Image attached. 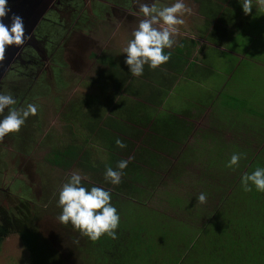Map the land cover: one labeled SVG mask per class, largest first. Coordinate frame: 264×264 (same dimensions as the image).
I'll list each match as a JSON object with an SVG mask.
<instances>
[{
    "label": "rangeland",
    "instance_id": "1",
    "mask_svg": "<svg viewBox=\"0 0 264 264\" xmlns=\"http://www.w3.org/2000/svg\"><path fill=\"white\" fill-rule=\"evenodd\" d=\"M104 1H82L87 14L81 20L85 19L86 26L74 31V44L67 46L65 50L69 58L62 56L63 61L68 64L66 68L63 65L56 66V72L52 73L50 65L48 70L39 73V69L30 66L31 71L17 69L7 76L4 94L19 93L21 97H25L22 106L34 103L38 107V113L28 118L33 125L29 122L26 126V138L29 139L27 152H23V147L19 149L20 152L16 151L18 142L14 136L7 138L9 143L14 142L11 150L3 151L2 148L0 151L5 166H9L0 167V183L4 182L2 186L8 191H0V218L4 216L10 221L7 224L8 229L5 228L6 233L3 234L4 227L0 220V264H35L30 246L37 242L47 246L54 258V264H96L90 260L83 261L78 256L85 253L78 239H75L78 231L71 224L64 225L58 221L57 217L61 212L57 206L58 192L74 171H78L84 177L83 180L101 178L98 185L111 193L114 190L107 185L103 173H96V176L88 168L81 169L73 162L67 169L51 164V153L63 152L72 145H82V152H88L93 165L107 161V153L97 146L99 142L95 138L89 139L91 135L85 126L94 123V120L85 117L88 109L81 107L83 101L87 103L85 100L88 104L97 103L94 107L95 114L105 117L102 110L108 106V96L114 94L111 88H101L104 79L100 74L106 68L99 60L102 58L107 67V60L115 58L121 71L130 72L125 64L126 53H122V49L142 17L131 15L129 9L138 12L141 3L170 5L174 2ZM82 2L78 10L83 6ZM183 2L191 7L192 12L191 15H184L185 24L180 26L179 34L173 37L174 45L168 50L176 53V48L182 47L184 42L189 48L185 51L188 62H195L199 67L209 65V68L198 69L200 72L197 75L200 77L191 78V82L187 80H190L193 73L187 77L186 65L180 74L172 73L163 65L151 70H147L150 68L148 65L144 66V72L163 83L168 82L162 79L157 69L162 70L166 77L170 74L177 76L172 90L157 111L164 115L179 112L190 123L191 131L181 156H169L172 165L168 172L156 175L149 184L141 186L151 191L152 197L136 208L137 212L146 207L156 208L160 214L179 222L182 219L183 222L189 221V217L169 208L170 205L163 200L165 191L183 194L187 201L194 202L195 195H206L204 190L224 187L233 177H237V172L227 167L225 162L219 164L215 155L220 148L217 144L223 142L226 147L232 144L243 147L248 142L247 147L251 152L264 149V130L260 126L245 128L249 125L230 123L234 116L250 115L257 109L264 111V11L259 10L256 0H253L250 15L243 13L239 0ZM99 3L103 5L100 6ZM208 21L210 25L207 28ZM223 24L228 29L224 30ZM213 25L218 28L215 34L212 32ZM58 68L65 69L63 71ZM57 72H60L61 78L56 83ZM154 79H150L149 83L152 89L157 86ZM223 86L225 89L217 88ZM138 88L139 84L136 85V90ZM222 90L225 91L221 93ZM219 107L226 112L222 114ZM78 111L83 112L82 115H77ZM257 117L264 119V112ZM143 129L147 131V127ZM132 156L123 158L130 162ZM180 158L181 164L180 161L175 162ZM208 192L210 191L207 190ZM122 200L123 198L119 201ZM129 201L130 204L126 207L128 209L140 203L132 199ZM212 201L215 205L217 198ZM207 207L211 208L212 204L208 203ZM136 216V212L130 214V218Z\"/></svg>",
    "mask_w": 264,
    "mask_h": 264
},
{
    "label": "trees",
    "instance_id": "2",
    "mask_svg": "<svg viewBox=\"0 0 264 264\" xmlns=\"http://www.w3.org/2000/svg\"><path fill=\"white\" fill-rule=\"evenodd\" d=\"M217 31L218 28L213 34ZM181 46L176 48V53L164 50L165 54L171 52V57L163 66L174 74H180L186 65L187 77L193 73L190 80H186L193 82L191 78L200 77L197 75L200 72L198 69L206 70L209 65L199 67L195 62L189 63L185 56L189 48L184 42ZM99 62L106 68L102 72L104 81L101 88H111V92H114L108 96V106L102 110L105 117L95 114L94 107L98 105L96 101V104H88L85 100L87 103L83 101L81 107L88 109L85 117L94 120V123L85 126L91 135L89 139L95 138L99 142L97 146L107 153V161L95 166L91 163L88 152H82V145H72L63 152H53L51 164L67 169L73 162L81 169L88 168L97 176L96 173L104 174L109 166L118 170L117 162L125 160L123 156H133L123 170L120 184L112 185L106 181L114 190L111 193V203L120 215L117 238L104 235L93 242L78 232L75 239L82 245L81 249L85 250L84 254L78 256L83 261L90 260L96 264H264V192L257 191L255 187L246 192L241 185V178L245 173H251L257 167L264 168V149L251 152L247 147L248 142L243 147L237 144L226 147L223 142L217 144L220 148L215 155L219 164L225 162L227 165L233 153L243 155L239 165L231 167L237 172V177H233L224 187L204 190L207 198H211L207 203L201 204L198 194L194 196V202H189L183 194L165 191L163 200L170 205L169 208L189 217V221L170 219L169 216L160 214L156 208L146 207L137 212L136 208L152 197V192L141 186L149 184L156 175L168 172L172 165L169 156H181L191 126L179 112L164 115L157 111L172 90L173 83L177 81L176 75L166 77L162 70L157 69L162 79L168 82L163 83L144 71L139 77L121 71L115 58L107 60V67L102 58ZM150 79L157 82L153 89L149 84ZM138 84L139 88L136 90ZM217 88L225 89L224 86ZM112 104H115L114 107L109 108ZM219 108L222 114L226 112L224 108ZM263 112L257 110L252 113L251 120L247 118L240 123L234 116L230 123L249 125L245 128L260 126L264 130V119L257 117ZM82 113L78 111L77 115ZM101 121L103 123L100 124ZM144 127H147V131H144ZM117 139L122 140L126 147L119 148L115 143ZM180 160L181 158L175 162ZM99 181L101 178H93V181L86 179L82 183L90 189L93 185L100 186L97 184ZM207 190L210 192L207 193ZM119 195L121 196L117 199ZM121 198L123 200L119 201ZM214 198H217L215 205L212 201ZM129 199L140 203L128 209ZM208 203L212 204L211 208L207 207ZM134 210L138 216L130 218V214L135 213ZM26 235L25 233V239ZM30 247L35 264H54L47 246L37 242Z\"/></svg>",
    "mask_w": 264,
    "mask_h": 264
},
{
    "label": "clouds",
    "instance_id": "3",
    "mask_svg": "<svg viewBox=\"0 0 264 264\" xmlns=\"http://www.w3.org/2000/svg\"><path fill=\"white\" fill-rule=\"evenodd\" d=\"M243 13L250 15L253 9V0H239ZM259 10L264 11V0H256ZM11 9L8 0H0V63L6 59V49L9 46L21 47L31 39V34L26 35L23 18L13 14L11 27H8L3 18ZM133 16H141L137 27L131 32V38L127 41L122 53H126L125 64L129 67L134 77L143 74L144 66L156 69L167 63L171 52L165 54V49H171L175 43L173 37L180 32V26L185 24L184 15H191L192 9L183 0H174L170 5L158 3L139 4L138 12L129 9ZM16 99L10 94L0 93V142L11 133H18L29 116H36L38 107L34 103H28L24 107H12L16 105ZM6 115H3L5 109ZM119 148H125L126 144L117 139ZM243 154L233 153L227 163V167L238 166ZM129 160L117 162V169L106 167L105 181L112 185L121 183L123 170L127 168ZM84 177L74 171L68 180L62 184L58 192L57 206L61 209L57 219L61 224H71L82 236L95 242L107 235L112 239L117 238L116 230L119 227L120 215L117 208L111 203V192L103 187L93 185L90 189L82 183ZM241 185L246 192L253 187L259 192H264V168L257 167L251 173H245L241 178ZM207 197L200 193L198 201L206 203Z\"/></svg>",
    "mask_w": 264,
    "mask_h": 264
},
{
    "label": "flooded vegetation",
    "instance_id": "4",
    "mask_svg": "<svg viewBox=\"0 0 264 264\" xmlns=\"http://www.w3.org/2000/svg\"><path fill=\"white\" fill-rule=\"evenodd\" d=\"M36 1L37 5H39V10L38 8H32L33 6H29V8L26 9V0H8V7L11 11L8 12V15L5 18H3V22L8 27H11V16L13 14H25V9L30 11L29 22H25L24 25L26 35L31 34V39L27 40L25 44L19 48L16 46H9L6 49V59L0 63V93H5L3 88L6 83L7 76H9L8 74L13 73L17 69L21 70L24 68L25 71H27V69L31 71V68L29 67L33 66L39 69V73H42L45 69L48 70L50 65H52L51 69L53 73V71L56 72L57 67H60L61 65L65 67L68 65L64 62L65 60L63 61L64 56L66 59L69 58L67 52L65 54V50L67 49V46L70 47L74 44V31L76 28H84L86 26L85 19L81 20L84 16L86 17L87 14L86 6L82 2L83 0ZM81 2L83 3V6L80 7V10H78ZM99 4L100 6L103 5L102 3ZM119 8L121 7L119 6ZM23 21L25 20L23 19ZM65 68L58 69L64 71ZM19 73L22 75V72L19 71ZM39 73V76H43ZM100 76L103 78L102 73ZM59 78H61L60 72H57L55 79L56 83ZM6 94L12 95L17 101L16 105H13L12 107H24L22 104L24 103L25 97H21V95L17 92H12V94L11 92H6ZM7 112L8 109L6 108L3 115H6ZM2 118V115H0V119ZM29 122L30 121L27 119L18 133H11L5 136L2 143L0 142V151L2 148L3 151H5V149L11 150V146L14 142L12 141L9 143L7 138L9 139L14 136L16 138L15 140L18 142V146L15 147L16 151L20 152L19 149L23 147V152L26 153L29 142V139L26 138V126ZM31 125H33V123H31ZM51 159L49 160L50 163ZM3 166H5V162L0 157V167ZM5 168H9V166L6 165ZM3 183H0V191L3 193L8 192L7 189L2 186ZM0 220L2 222V226L4 227L2 231L4 234L6 233L5 228L8 229L9 225L7 224H9L10 221H8L7 217L4 216H1Z\"/></svg>",
    "mask_w": 264,
    "mask_h": 264
},
{
    "label": "water",
    "instance_id": "5",
    "mask_svg": "<svg viewBox=\"0 0 264 264\" xmlns=\"http://www.w3.org/2000/svg\"><path fill=\"white\" fill-rule=\"evenodd\" d=\"M14 1V0H13ZM26 9L29 8V6H33L32 8H38L39 10V5H37V1L36 0H26ZM25 9V14H19L20 17H22L25 21H23L24 23L29 22V18H30V14L28 10Z\"/></svg>",
    "mask_w": 264,
    "mask_h": 264
},
{
    "label": "crops",
    "instance_id": "6",
    "mask_svg": "<svg viewBox=\"0 0 264 264\" xmlns=\"http://www.w3.org/2000/svg\"><path fill=\"white\" fill-rule=\"evenodd\" d=\"M228 17V16H227ZM210 24H209V21L207 22V28H208V26H209ZM223 29L224 30H226V29H228V26L226 25V24H223ZM216 30V27H215V25H213V29H212V32H214ZM206 32H207V29H206ZM205 32V33H206ZM208 33H209V30H208ZM239 58H240V55H239ZM258 110V109H257ZM260 111V110H259ZM255 113V112H254ZM261 114V113H260ZM259 114V115H260ZM251 116H252V114H250V115H246V114H244V115H237L236 117L238 118V120H239V123L241 122V121H243V120H245V119H247V118H249V120H251Z\"/></svg>",
    "mask_w": 264,
    "mask_h": 264
}]
</instances>
